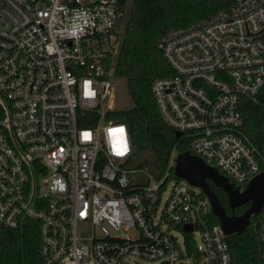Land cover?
Instances as JSON below:
<instances>
[{
  "label": "built area",
  "instance_id": "2783aa9c",
  "mask_svg": "<svg viewBox=\"0 0 264 264\" xmlns=\"http://www.w3.org/2000/svg\"><path fill=\"white\" fill-rule=\"evenodd\" d=\"M124 16L114 0H0V228L36 222L42 264H231L207 197L169 175L175 145L162 175L133 166L126 125L108 117ZM158 48L171 71L150 87L159 115L242 189L264 170L240 110L264 111V0H234ZM260 213L264 264V201Z\"/></svg>",
  "mask_w": 264,
  "mask_h": 264
},
{
  "label": "trees",
  "instance_id": "16d2710c",
  "mask_svg": "<svg viewBox=\"0 0 264 264\" xmlns=\"http://www.w3.org/2000/svg\"><path fill=\"white\" fill-rule=\"evenodd\" d=\"M114 1L125 10L126 19L117 53L106 59L105 70L111 71L113 79L122 82L130 105L108 111V117L126 125L134 148L133 159L144 155L138 165H149L155 175H162L172 147L175 145L177 152L188 151L189 148L161 118L150 91L155 80L171 74L158 48L159 40L172 29L207 20L220 11L229 10L234 0ZM240 110L243 131L264 158L263 108L241 98ZM169 175L174 176L172 168ZM208 183L225 213L230 214L226 195L210 181ZM245 206L235 207V214L240 215ZM260 215V212L251 215L243 232L226 236L231 264H261ZM211 219L218 223L214 215ZM38 248L36 222L27 221L17 229L0 228V264H42Z\"/></svg>",
  "mask_w": 264,
  "mask_h": 264
},
{
  "label": "water",
  "instance_id": "95a60500",
  "mask_svg": "<svg viewBox=\"0 0 264 264\" xmlns=\"http://www.w3.org/2000/svg\"><path fill=\"white\" fill-rule=\"evenodd\" d=\"M178 134L177 131L174 132L175 136ZM173 174L199 188L207 197L211 211L226 235L243 232L249 223V217L261 210L264 201V170L253 176L242 189H239L200 157L189 151H182L178 152L174 158ZM206 180L226 194L230 209L245 203H249L248 207L240 215L226 214ZM183 229L189 230V226L185 225Z\"/></svg>",
  "mask_w": 264,
  "mask_h": 264
},
{
  "label": "rangeland",
  "instance_id": "374dc122",
  "mask_svg": "<svg viewBox=\"0 0 264 264\" xmlns=\"http://www.w3.org/2000/svg\"><path fill=\"white\" fill-rule=\"evenodd\" d=\"M125 15H126V13H125ZM125 19H126V16H124L123 24H122V26L120 28L118 40H120V37H121V34H122L121 32L123 30ZM110 77H111L110 78V94H109V97H108V99L106 101V105L108 106V111H115V110H118V109H123V108L129 107L130 102H129L126 94H125L122 82L120 80L113 79L112 78V73H110ZM143 159H144V155L135 157V159H133V161H132V165L140 167L143 170H147L148 172H151V170L149 168V165H144V164H143V166H139L138 165L141 161H143ZM169 184L170 183H168L166 189L168 188ZM191 187L195 191H198L197 187H194V186H191ZM140 264H153V262H151V261H143V262H140Z\"/></svg>",
  "mask_w": 264,
  "mask_h": 264
},
{
  "label": "flooded vegetation",
  "instance_id": "af4514ba",
  "mask_svg": "<svg viewBox=\"0 0 264 264\" xmlns=\"http://www.w3.org/2000/svg\"><path fill=\"white\" fill-rule=\"evenodd\" d=\"M206 182L208 183V180H206ZM208 186H209V183H208ZM218 189V188H217ZM218 193H219V191H218ZM224 193V192H223ZM225 194V193H224ZM226 195V194H225ZM226 199H227V196H226ZM246 204V206H245V209L248 207V204L249 203H245ZM244 209V210H245ZM229 212H230V214H228V215H238V214H235V211H234V208L233 209H230L229 210Z\"/></svg>",
  "mask_w": 264,
  "mask_h": 264
},
{
  "label": "snow or ice",
  "instance_id": "6c2138e0",
  "mask_svg": "<svg viewBox=\"0 0 264 264\" xmlns=\"http://www.w3.org/2000/svg\"><path fill=\"white\" fill-rule=\"evenodd\" d=\"M122 154V153H121Z\"/></svg>",
  "mask_w": 264,
  "mask_h": 264
}]
</instances>
